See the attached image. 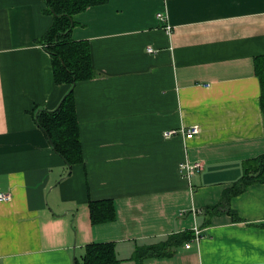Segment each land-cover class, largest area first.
I'll list each match as a JSON object with an SVG mask.
<instances>
[{
  "label": "crops",
  "instance_id": "1",
  "mask_svg": "<svg viewBox=\"0 0 264 264\" xmlns=\"http://www.w3.org/2000/svg\"><path fill=\"white\" fill-rule=\"evenodd\" d=\"M46 7L0 0V193L11 196L0 264H76L94 243L138 264L139 246L186 233L144 264H264V182L231 197L238 219L210 210L264 154V0H106L76 13L71 37L90 44L96 76L75 86L83 159L71 167L36 121L71 88L42 41ZM181 162L204 168L187 177ZM105 200L115 219L94 223L90 205Z\"/></svg>",
  "mask_w": 264,
  "mask_h": 264
},
{
  "label": "trees",
  "instance_id": "2",
  "mask_svg": "<svg viewBox=\"0 0 264 264\" xmlns=\"http://www.w3.org/2000/svg\"><path fill=\"white\" fill-rule=\"evenodd\" d=\"M106 0H46V12L53 16V23L42 41L52 56L56 81L71 85L70 90L55 110H39L36 121L51 140L54 149L71 167L82 161L80 125L76 112L75 86L79 81L96 76L92 63L90 44L86 41L73 40L71 30L75 24L74 15L88 7ZM256 71L261 80V106L264 116V57L256 64ZM264 182V154L248 162L243 177L227 189L220 204L210 207L212 212L228 205L227 211L238 219L229 206L232 196L245 191L253 183ZM94 223L109 222L115 219V205L112 200L93 202L90 205ZM189 240L186 234L168 236L154 245L139 246L135 251L138 264H144L146 258L170 257L177 247ZM114 243H94L87 245L76 264H120Z\"/></svg>",
  "mask_w": 264,
  "mask_h": 264
},
{
  "label": "built area",
  "instance_id": "3",
  "mask_svg": "<svg viewBox=\"0 0 264 264\" xmlns=\"http://www.w3.org/2000/svg\"><path fill=\"white\" fill-rule=\"evenodd\" d=\"M158 17L160 19H164L165 15L163 12L158 13ZM167 31L170 33L171 32V26L168 25L167 26ZM149 52L154 51L151 47L148 48ZM199 132V128L197 126L194 127H190L188 129H182L181 131L177 130V129H168L164 131V137L166 138H171L175 135H177L178 133H182L183 135L186 136H190L193 134H197ZM180 168V172L182 173V175L187 176V177H191L197 173H200L203 168L204 165L202 162H196V163H187V162H181L179 165ZM11 198V196L9 194H5V193H0V199L1 200H9ZM182 213H185L186 210L181 211ZM190 212L196 216L197 213L199 212V209L194 207L190 210ZM202 238V233H201V229L199 227H195L194 228V241L199 242ZM186 248H190L191 246V242L190 243H186Z\"/></svg>",
  "mask_w": 264,
  "mask_h": 264
},
{
  "label": "water",
  "instance_id": "4",
  "mask_svg": "<svg viewBox=\"0 0 264 264\" xmlns=\"http://www.w3.org/2000/svg\"><path fill=\"white\" fill-rule=\"evenodd\" d=\"M50 142H51V140H50ZM51 144H52V142H51ZM52 146H53V144H52Z\"/></svg>",
  "mask_w": 264,
  "mask_h": 264
}]
</instances>
